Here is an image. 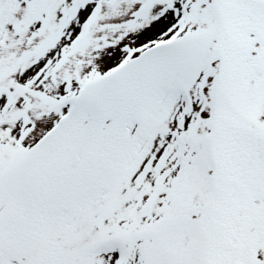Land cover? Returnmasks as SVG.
<instances>
[{
  "label": "snow or ice",
  "instance_id": "1",
  "mask_svg": "<svg viewBox=\"0 0 264 264\" xmlns=\"http://www.w3.org/2000/svg\"><path fill=\"white\" fill-rule=\"evenodd\" d=\"M0 264H264V0H0Z\"/></svg>",
  "mask_w": 264,
  "mask_h": 264
}]
</instances>
